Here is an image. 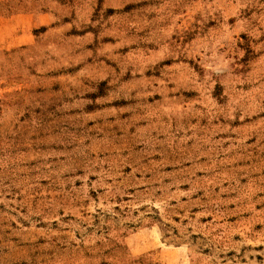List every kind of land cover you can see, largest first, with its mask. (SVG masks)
Returning a JSON list of instances; mask_svg holds the SVG:
<instances>
[{"label":"rangeland","instance_id":"rangeland-1","mask_svg":"<svg viewBox=\"0 0 264 264\" xmlns=\"http://www.w3.org/2000/svg\"><path fill=\"white\" fill-rule=\"evenodd\" d=\"M0 11V264H264V0Z\"/></svg>","mask_w":264,"mask_h":264},{"label":"crops","instance_id":"crops-1","mask_svg":"<svg viewBox=\"0 0 264 264\" xmlns=\"http://www.w3.org/2000/svg\"><path fill=\"white\" fill-rule=\"evenodd\" d=\"M21 17L23 16L17 13L6 15L0 11V43L20 31L22 26L32 27V20L35 19L31 15L24 16L28 19H25L27 21L23 24H21ZM139 247L138 253L143 256L142 259L147 258L151 264H193L186 247L169 246L160 239L149 238L148 233L145 234V238L140 242Z\"/></svg>","mask_w":264,"mask_h":264}]
</instances>
